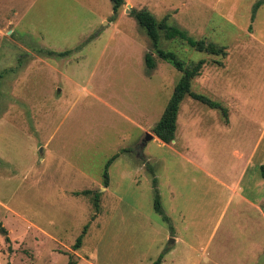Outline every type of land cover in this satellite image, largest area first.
I'll use <instances>...</instances> for the list:
<instances>
[{"label": "rangeland", "instance_id": "rangeland-1", "mask_svg": "<svg viewBox=\"0 0 264 264\" xmlns=\"http://www.w3.org/2000/svg\"><path fill=\"white\" fill-rule=\"evenodd\" d=\"M207 1L187 3L197 24L191 10L156 17L227 56L165 40L161 48L205 60L191 90L227 115L185 97L176 144L165 147L143 141L181 74L157 57L146 68L151 42L132 14L141 1L124 0L114 15L110 0H0V264H152L164 248L161 264H264V219L237 199L224 209L221 188L192 165L222 182L237 174L233 149L264 165V39L256 43L253 29L246 40L256 2ZM153 179L168 224L153 208ZM86 190L99 194V212L93 194L75 195ZM260 195L264 218V187ZM223 233L229 242L217 254Z\"/></svg>", "mask_w": 264, "mask_h": 264}, {"label": "trees", "instance_id": "trees-1", "mask_svg": "<svg viewBox=\"0 0 264 264\" xmlns=\"http://www.w3.org/2000/svg\"><path fill=\"white\" fill-rule=\"evenodd\" d=\"M112 2L113 14H117L118 10L124 5V0H110ZM259 2L256 4V7ZM255 7V8H256ZM138 25L143 28L150 39L152 52L145 55V65L148 70L155 68V57L169 63L177 72L181 74L180 79L176 83L172 95L169 98L163 113L161 114L158 122L155 124L152 130L153 134L164 144H170L175 139V133L177 128V116L180 105L185 97H190L192 100L200 102L203 105L211 109H219L224 117L227 115V110L222 107L218 102H215L205 95L192 92V81L199 77L203 66L206 64L205 60H199L197 62H186L179 58L177 53L168 51L161 48L163 40L170 42H179L184 46L193 49L195 52L203 53L207 56H215L224 59L227 56V48L220 46L213 42H208L206 38L192 39L180 28L172 25L169 22L168 17H164L161 20H157L149 11L134 10L132 12ZM67 53V52H65ZM49 54H56L50 52ZM63 56L64 53L56 54ZM119 157L118 154L113 155L106 163L103 171V186L108 187V168ZM260 174L264 180V165L260 167ZM156 179L152 180V186L154 187V201L153 208L157 214L162 218V221L166 224L169 223L168 217L164 214L158 192L156 190ZM93 194V207L95 212H99V194L91 191H83L81 193H75V195L88 196ZM87 226L83 228L82 234L77 238L74 250L81 248L83 236L86 233ZM2 232L4 231L1 228ZM167 252L164 251L158 259L152 264H161L163 255ZM67 264H77L72 258Z\"/></svg>", "mask_w": 264, "mask_h": 264}, {"label": "crops", "instance_id": "crops-1", "mask_svg": "<svg viewBox=\"0 0 264 264\" xmlns=\"http://www.w3.org/2000/svg\"><path fill=\"white\" fill-rule=\"evenodd\" d=\"M130 5L134 4H139V2H142V7L140 10H147L149 11L156 19V13L162 14V13H168V12H177V10H191L188 6V2L190 0H126ZM197 1V0H195ZM194 0H191V6L194 7ZM252 1H255L256 3L254 4L253 8H252V15H251V26L248 28L247 31H250V33L248 32V37L246 38V40L251 39V41L253 40V36L252 32L253 29L255 30V35H256V40L255 42L258 43L259 45H262L263 42L262 40L264 39V0H251L250 4L252 3ZM180 2H183L184 4H180ZM211 2L213 3L214 1H210L208 0L206 3ZM259 2V5L256 7V4ZM249 4V7H250ZM256 7V8H255ZM181 13V12H179ZM178 14V12H177ZM166 15V14H165ZM192 20L191 22L194 24L198 23L197 20V13H193L192 10L190 12V16H192ZM230 15V14H229ZM172 16H174V14H172ZM228 16V15H227ZM164 17H168L169 22L172 25H175L173 22V20H171V17L169 15H166ZM163 17V18H164ZM161 18V19H163ZM159 19V20H161ZM196 19V20H195ZM158 20V19H157ZM176 27H178L177 25H175ZM180 28V27H178ZM182 29V28H180ZM184 30V29H183ZM242 46V45H241ZM243 48V46L241 47ZM264 90V89H261ZM225 125H229V123L227 124H223ZM176 135V133H175ZM154 138L156 140H158L161 145H165V147L169 146L167 144H164L163 142H161L156 136H154ZM176 136L174 141L171 144H176ZM257 143V142H256ZM179 155V154H177ZM181 155V154H180ZM254 154H245L242 153L240 151H238L237 149H233L231 151V156L237 161V165H238V170H237V174L235 177L230 178L227 174L225 177L226 182H222L220 180H218L217 178H215L213 176L212 173H210L207 169H205V167L201 164H196L194 162H192V165L194 167H196L198 170H200L203 174V177L206 178L207 180H211L213 181L217 186H219L221 189L219 190V192L221 193V196L223 194H225V199L223 201V203H221L223 205V208H230L232 206L233 203V199H237V205H241L244 208L249 207L250 209L254 210L256 212V214H258V217H256L261 223V221L264 219L263 218V214L261 212V210L259 209V204H262L263 200L262 197L260 195L261 193V189L262 187H264V180L261 177L260 174V167L262 166L261 163H259V165H256L253 161L254 159ZM182 159L184 158V156H182ZM229 162L227 161L226 164V168L228 169V171L231 170L232 168V164H228ZM249 173V174H248ZM217 181V182H216ZM174 191V190H173ZM175 192V191H174ZM255 193L256 196H252V193ZM173 192H171L172 194ZM175 195V194H174ZM197 221V220H196ZM195 220L190 223V225L192 224L193 226H197V222ZM191 225V227H192ZM218 226V222H215L213 224V230L211 231V234L208 237V240L210 241L212 239V235L214 233V230L217 228ZM171 232H169V244H174V246L176 245V243L179 241V236L178 234H176V230L173 227H171ZM192 229L194 230V228L192 227ZM197 239L200 240L201 237H199V235L197 234ZM229 235L228 233H223L222 237L219 238L216 247H215V251H217V254H220L221 251H223L226 247H227V243L229 242ZM172 240V241H171ZM163 251H166L165 248L163 249ZM225 257V256H223ZM224 261V258H223Z\"/></svg>", "mask_w": 264, "mask_h": 264}, {"label": "water", "instance_id": "water-1", "mask_svg": "<svg viewBox=\"0 0 264 264\" xmlns=\"http://www.w3.org/2000/svg\"><path fill=\"white\" fill-rule=\"evenodd\" d=\"M153 129H154V127H152L151 130H153ZM153 136H155V134H153V135H151V134H146V137H145V139H144V141H143V144L146 143L147 141L151 140ZM172 142H173V141H172ZM171 241H172V240H171Z\"/></svg>", "mask_w": 264, "mask_h": 264}]
</instances>
